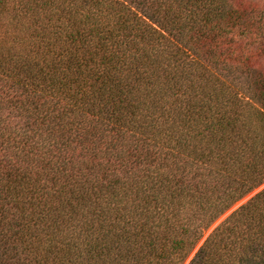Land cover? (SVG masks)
Instances as JSON below:
<instances>
[{
	"label": "trees",
	"instance_id": "1",
	"mask_svg": "<svg viewBox=\"0 0 264 264\" xmlns=\"http://www.w3.org/2000/svg\"><path fill=\"white\" fill-rule=\"evenodd\" d=\"M264 184V0H0V264H186ZM187 264H264V188Z\"/></svg>",
	"mask_w": 264,
	"mask_h": 264
},
{
	"label": "rangeland",
	"instance_id": "2",
	"mask_svg": "<svg viewBox=\"0 0 264 264\" xmlns=\"http://www.w3.org/2000/svg\"><path fill=\"white\" fill-rule=\"evenodd\" d=\"M264 188V184L260 186L258 189L253 191L251 194H249L247 197H245L243 200H241L239 203H237L235 206H233L229 211H227L223 216H221L213 225L212 227L206 232L203 240L200 242L198 247L203 243L205 238L220 224L222 223L231 213H233L236 209H238L241 205L245 204L250 198H252L255 194H257L259 191H261ZM196 248V250L198 249ZM195 250V251H196ZM195 251L192 253L186 264L189 262Z\"/></svg>",
	"mask_w": 264,
	"mask_h": 264
}]
</instances>
